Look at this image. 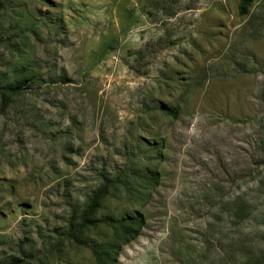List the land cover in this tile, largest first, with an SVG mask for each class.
<instances>
[{
  "label": "rangeland",
  "instance_id": "obj_1",
  "mask_svg": "<svg viewBox=\"0 0 264 264\" xmlns=\"http://www.w3.org/2000/svg\"><path fill=\"white\" fill-rule=\"evenodd\" d=\"M239 4L6 3L0 264H95L66 238L106 180L100 218L146 221L116 264H264V0Z\"/></svg>",
  "mask_w": 264,
  "mask_h": 264
},
{
  "label": "trees",
  "instance_id": "obj_2",
  "mask_svg": "<svg viewBox=\"0 0 264 264\" xmlns=\"http://www.w3.org/2000/svg\"><path fill=\"white\" fill-rule=\"evenodd\" d=\"M10 0H0V14ZM253 0H240L239 14L245 17L249 14ZM27 81L18 82L11 86L0 87L1 107L4 112L10 107L12 101L24 90ZM164 113L177 119L180 115L178 109L164 108ZM113 183L106 180L104 184L92 194L86 206L75 210L68 224L66 241L71 245L91 252L95 264H116L123 248L135 242L146 227L143 217L139 219H113L100 218L99 214L104 202L109 196ZM100 231H110V240H99ZM8 264H21L19 259L10 258Z\"/></svg>",
  "mask_w": 264,
  "mask_h": 264
}]
</instances>
